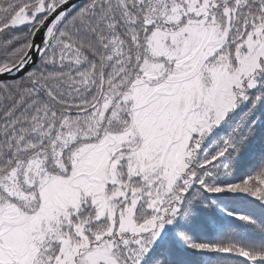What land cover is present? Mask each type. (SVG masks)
Wrapping results in <instances>:
<instances>
[{
    "label": "snow or ice",
    "instance_id": "6c2138e0",
    "mask_svg": "<svg viewBox=\"0 0 264 264\" xmlns=\"http://www.w3.org/2000/svg\"><path fill=\"white\" fill-rule=\"evenodd\" d=\"M0 264H264V0H0Z\"/></svg>",
    "mask_w": 264,
    "mask_h": 264
}]
</instances>
